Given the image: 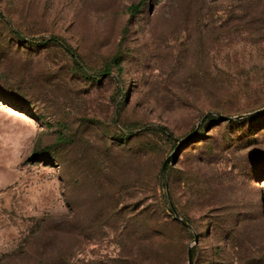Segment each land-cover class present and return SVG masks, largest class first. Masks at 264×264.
<instances>
[{
  "label": "rangeland",
  "instance_id": "374dc122",
  "mask_svg": "<svg viewBox=\"0 0 264 264\" xmlns=\"http://www.w3.org/2000/svg\"><path fill=\"white\" fill-rule=\"evenodd\" d=\"M190 246L264 264V0H0V264Z\"/></svg>",
  "mask_w": 264,
  "mask_h": 264
},
{
  "label": "water",
  "instance_id": "95a60500",
  "mask_svg": "<svg viewBox=\"0 0 264 264\" xmlns=\"http://www.w3.org/2000/svg\"><path fill=\"white\" fill-rule=\"evenodd\" d=\"M220 117L223 120H229L232 121L234 118L230 117V116H226V115H220ZM182 143L179 144L178 150L180 149ZM175 153H172L169 157H167L163 163L162 166V170H161V174H164L167 171V167L169 165V163L171 162V159L174 157ZM174 163H176V160L173 161ZM167 187V193H168V183L166 184ZM170 207L174 213V219L179 222L181 225H183L185 228L187 229H192V225L187 222L186 220L183 219V217H181V215L179 214V212L177 211V209L175 208L174 204L170 201ZM200 240V235L197 232H194V244H198ZM188 264H193V246H190L188 248Z\"/></svg>",
  "mask_w": 264,
  "mask_h": 264
},
{
  "label": "trees",
  "instance_id": "16d2710c",
  "mask_svg": "<svg viewBox=\"0 0 264 264\" xmlns=\"http://www.w3.org/2000/svg\"><path fill=\"white\" fill-rule=\"evenodd\" d=\"M117 64H119V61H116ZM169 204V203H168ZM184 219V218H183ZM186 220V219H184ZM187 221V220H186ZM68 224L70 223L69 220L66 221ZM189 222V221H187ZM190 223V222H189ZM191 224V223H190ZM183 226V225H182ZM184 227V226H183ZM185 228V227H184ZM187 229V228H186ZM228 246V244H227ZM217 253L215 254V257L213 259L212 264H250L246 263L247 258L241 259L240 257L238 259H232V262L227 258L228 255L226 254V246L223 247V249H218ZM194 254V253H193ZM166 262V259L161 262L160 264Z\"/></svg>",
  "mask_w": 264,
  "mask_h": 264
}]
</instances>
